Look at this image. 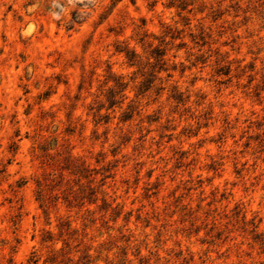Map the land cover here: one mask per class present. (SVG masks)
Listing matches in <instances>:
<instances>
[{"label": "rangeland", "instance_id": "obj_1", "mask_svg": "<svg viewBox=\"0 0 264 264\" xmlns=\"http://www.w3.org/2000/svg\"><path fill=\"white\" fill-rule=\"evenodd\" d=\"M0 264H264V0H0Z\"/></svg>", "mask_w": 264, "mask_h": 264}]
</instances>
